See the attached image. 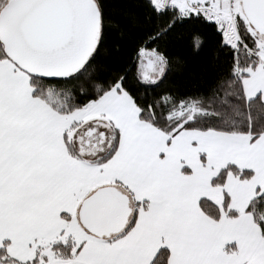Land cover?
I'll use <instances>...</instances> for the list:
<instances>
[{"label": "snow or ice", "instance_id": "6c2138e0", "mask_svg": "<svg viewBox=\"0 0 264 264\" xmlns=\"http://www.w3.org/2000/svg\"><path fill=\"white\" fill-rule=\"evenodd\" d=\"M0 264H264V0H0Z\"/></svg>", "mask_w": 264, "mask_h": 264}]
</instances>
